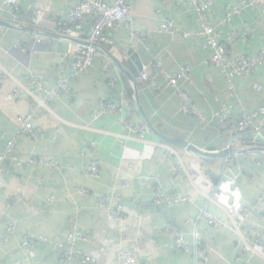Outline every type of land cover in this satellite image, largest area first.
I'll return each instance as SVG.
<instances>
[{"label": "crops", "instance_id": "1", "mask_svg": "<svg viewBox=\"0 0 264 264\" xmlns=\"http://www.w3.org/2000/svg\"><path fill=\"white\" fill-rule=\"evenodd\" d=\"M5 1L0 0V6ZM240 1L245 0H213L205 19L231 54L251 56L264 47V17L257 10L245 8L225 22L228 9ZM76 4L78 0H18L25 28L13 25L8 8L3 6L0 11V74H7L0 79V133L8 137L17 128L16 118L31 114L32 124L43 135L37 141L30 137L19 139L17 156L22 160L32 155L54 159L61 168L60 173L44 165L20 169L10 161L0 166V264H60L61 254L54 246L38 244L29 252L20 244L26 235L64 242L73 228L87 235V240L77 245L81 256L97 257L101 264H114L120 245L138 249V264H264L261 258L248 262L247 256L240 253V240L228 215L235 209L228 203L229 186L234 182L236 202L253 208V217L245 225L255 229L264 243V205L254 204V197L264 190V140L261 148L227 154L226 161L225 156H218L229 135L220 128L218 113L225 107L236 121L241 105L228 96L222 74L210 61V52L201 47L199 21L190 0H139L132 4L133 30L143 37L131 38L123 26L112 32L114 43L108 49L111 55L97 59L88 72L81 74L70 94L59 93L47 108H40L26 96L25 89H34L26 78L39 79L37 95L44 100L45 92L52 90L58 77L70 73V59L67 46L57 40L33 42L34 13L47 9V19L58 21ZM164 19L177 28L175 38L159 32ZM88 28L89 21H85L83 30ZM245 30L249 32L247 41ZM231 31L236 36L229 43ZM133 55L140 69L131 59ZM154 60H159L169 74L183 67L192 69L190 82H181L179 88L204 114L205 126L196 127L193 119L180 111L181 99L162 75L153 80L156 90L140 79L143 67L152 72ZM112 80L115 83L110 87ZM234 84L249 113L264 107V94L253 89L255 85L264 88V66L249 76L234 77ZM14 91L18 92L15 100L3 99ZM119 93L130 101L122 113H103L95 119L101 100L120 105ZM140 127L145 130L136 133L134 128ZM139 135L143 142L137 140ZM119 136L124 137L125 148L119 145ZM161 136L180 140L199 153L186 154L179 145ZM4 143L0 138V154ZM164 146L173 148L182 161L183 169L176 174L169 171ZM93 161L99 163L97 178L83 171ZM171 162L177 164L178 159L172 156ZM199 170L210 176L220 192H211L204 177L196 174ZM122 180L128 187L110 205L121 204L126 214L123 220L116 221L99 207L97 200L116 190ZM157 188L172 196L190 197L192 202L157 208L153 205ZM16 189L20 193H15ZM81 191H86V196ZM10 201L13 206L6 215L4 206ZM203 208L221 220L225 229L208 226L200 217ZM12 219L16 220V232L8 236L6 229ZM167 225L176 226L191 247L198 240L209 252L208 261L204 263L193 253L171 250L172 240L164 232ZM194 233L198 235L196 240ZM72 264H82L80 256Z\"/></svg>", "mask_w": 264, "mask_h": 264}, {"label": "built area", "instance_id": "2", "mask_svg": "<svg viewBox=\"0 0 264 264\" xmlns=\"http://www.w3.org/2000/svg\"><path fill=\"white\" fill-rule=\"evenodd\" d=\"M139 0H78V4L69 8L64 14L62 20L54 21L48 20V10H36L34 15L36 19L35 26L33 27L32 39L35 44H44L51 40H57L67 46V57L70 59V73L66 76H60L56 80V85L51 91L45 92L44 100H39L37 92L40 88V81L36 76H30L26 78V82L34 89H25L26 96L33 98L38 107L47 108V103L50 102L54 96L59 93L70 94L72 90V84L79 78L81 74L88 72L95 64V61L103 56H110L108 50L113 46L112 32L119 29L121 26L130 34L133 39H140L143 34L133 30V15L132 4L137 3ZM190 4L193 12L199 21L198 36L202 40L201 47L203 50L210 52V61L215 68H217L223 76L225 84L227 86V94L230 98H233L237 103L241 105L239 116L234 121L231 118L229 111L224 107L218 113L220 119V128L229 133L226 144L222 151L235 152L237 154H244L249 150L261 148L264 140L263 125H264V107L259 108L253 113H249L242 104L239 91L234 84V77L236 76H249L255 72V70L264 66V47L251 56H235L230 53L228 45L220 41V35L214 27H212L205 19V16L209 12L213 5V0H190ZM3 6L8 8L12 19L11 22L16 28H25L27 25L22 22L20 17L21 12L18 8V0H6L5 3L0 6V11H3ZM245 8H251L260 12V15L264 17V0H245L243 2H237L233 8L228 9L225 17V22H229L234 15H239ZM85 21H89V28L85 32L83 27ZM43 23V25H42ZM45 28V29H43ZM0 31H3V26L0 24ZM159 32L167 33L171 38H175L178 30L174 24L164 19L159 27ZM245 41L249 35L248 30L244 32ZM236 32H229V43L234 41ZM16 48L20 47V44H15ZM133 49V48H132ZM63 71V66H60ZM152 72H148L146 67H143L140 72V79L149 84V87L153 90V80L157 75H162L165 79L166 85L173 88L177 95L181 99L180 111L189 115L196 124V127L200 128L207 124V119L204 114L190 101L187 94L182 92L179 88L181 82H190L192 69L190 67H183L178 73L169 74L162 69V64L159 60H154L151 65ZM107 68L103 67V72H106ZM7 74L3 72L0 74V79L3 80ZM112 80L109 86L114 85ZM254 91L260 94H264V88L255 85ZM18 97V92H12L4 96V100H15ZM120 105H117L110 101L101 100L99 102V108L94 113V118L100 117L103 113L121 114L124 107L129 104V99L124 93H119ZM31 114L20 115L16 118V130L11 132L8 137L0 133V138L5 141L2 153L0 154V166L5 161L12 162L16 167L23 169L32 165L47 166L56 173L61 172L60 165L54 159L45 160L43 157L32 155L26 160L20 159L16 154V147L19 139L22 137H30L37 141L42 138V131L31 122ZM127 125L126 122H123ZM143 127L134 128L136 133L144 131ZM124 137H118V143L122 148H125ZM138 141L143 142V136H138ZM164 158L169 165V171L171 174H176L183 169L182 161L175 150L169 146H164ZM194 150V149H193ZM183 152L187 153H199L197 150L188 151L183 149ZM172 156L178 159L177 164L171 162ZM142 155H140V158ZM225 156V161H226ZM132 167V164H130ZM86 175L97 178L99 175V163L93 161L91 164L83 168ZM204 177L207 186H210L212 193L220 192L219 186H216L211 181L210 176L203 174L201 170L196 172ZM118 179V178H117ZM128 187V183L122 180L119 187L109 193L107 196L98 197V205L102 209H105L110 219L121 221L124 219L126 211L125 208L118 204L113 207L111 201L115 197L121 196L122 192ZM230 197L228 203L235 205V209L228 211L229 218L231 220V228L234 234L239 238V251L242 255L247 256V261L250 262L255 258L264 259V243L260 240V234L250 226L245 225V222L253 217V208L250 206L236 202L233 194L235 192V183L232 182L229 186ZM15 193H20L19 189L14 190ZM83 196H86V191H81ZM210 201L211 198L206 196ZM192 202V199L182 194L172 196L161 188H157L153 197V205L157 208L161 206L179 207ZM254 204L256 206L264 205V190L254 197ZM13 202L10 201L5 204L3 213L8 215V211L12 208ZM200 217H202L208 226L214 230L225 229V224L218 218L211 215L206 208L201 210ZM190 222L192 220H186ZM16 232V220H11L7 229L6 235H12ZM165 235L172 240L171 250H181L184 253H193L195 258L201 259L204 263L208 261L209 252L203 245L196 240L197 233H194L196 240L194 246H189L184 240V234L178 231L174 225H167ZM80 240L86 241V233L73 228L70 233L67 234L64 242H51L47 238L42 236L26 235L20 244V248L25 251H34L38 244H50L60 252V264H72L75 257L80 256L82 264H101V261L97 257L89 255H82L77 247ZM136 247L128 248L125 246H119L115 252L116 262L114 264H138L137 262Z\"/></svg>", "mask_w": 264, "mask_h": 264}, {"label": "water", "instance_id": "3", "mask_svg": "<svg viewBox=\"0 0 264 264\" xmlns=\"http://www.w3.org/2000/svg\"><path fill=\"white\" fill-rule=\"evenodd\" d=\"M130 53H131V52H130ZM131 59L135 61L137 67L140 69L141 64H140L139 60H136L134 55L131 57ZM130 69H131L132 73L134 74V76L137 77L138 75L135 74L134 70H132V68H130ZM161 138H163L164 140H166V141H168V142H170V143H172V144H177V145H179L181 148L186 149V150H188V151H194L193 148H192L191 146H189L188 144H186V143H184V142H182V141H180V140H175V139L167 138V137H164V136H161ZM227 153H228V152L222 151L220 154H218V156H226ZM230 153H233V152L230 151Z\"/></svg>", "mask_w": 264, "mask_h": 264}]
</instances>
